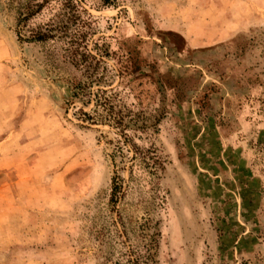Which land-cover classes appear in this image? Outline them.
<instances>
[{
	"label": "rangeland",
	"instance_id": "rangeland-1",
	"mask_svg": "<svg viewBox=\"0 0 264 264\" xmlns=\"http://www.w3.org/2000/svg\"><path fill=\"white\" fill-rule=\"evenodd\" d=\"M114 4L80 17L124 129L77 118L93 105L59 41L17 39L66 23L58 2L17 27L0 0V264H114L147 242L151 264H264V0Z\"/></svg>",
	"mask_w": 264,
	"mask_h": 264
},
{
	"label": "trees",
	"instance_id": "trees-1",
	"mask_svg": "<svg viewBox=\"0 0 264 264\" xmlns=\"http://www.w3.org/2000/svg\"><path fill=\"white\" fill-rule=\"evenodd\" d=\"M15 1L16 12V25L25 26L27 20L34 14L39 12L45 4L50 2H58L61 8L64 10L63 14L68 21L63 22L62 19H56V21H47L45 23H38L35 28L28 30V36H22L16 31V37L18 40L25 42H36L44 44L48 41H59L62 45V57L67 60L71 65L80 71V75L84 78L76 82H70V89L73 90V98L82 101V103H92V108L89 111H84L78 108L77 118L81 122L89 124L93 123H109L112 126L125 128L128 122L133 123V117L130 116L131 112L128 110L126 114H122L120 110H114V105L111 101V96L108 95V90L102 88H96L91 90L92 84L102 80V71L99 70V66L104 63L100 58H96L95 54H92L87 48V30L84 28L86 21L80 16V12L84 13V9L80 5L81 0H13ZM103 4L115 5V0H102ZM70 30L67 31L65 29ZM171 33V32H168ZM102 69H105L102 66ZM110 91V90H109ZM84 100V101H83ZM127 117V118H125ZM127 119L126 122L124 120ZM129 147L133 153L132 159L137 158L139 164H142L147 169L148 174H154L156 170V164L159 162V158L155 155L150 165V145L147 147H140L134 142H129ZM160 164V162H159ZM131 168V166H130ZM152 168V169H150ZM123 179L114 174L111 178V186L109 193V202L114 204L119 196L123 195L122 191ZM150 220L144 217L143 228L139 234L140 237H146L147 232H143L144 229H150ZM123 226V225H122ZM125 233V230H123ZM140 244V243H139ZM148 245V246H147ZM122 261L116 260L114 264H151L152 254L150 253V243H142L140 248L132 250L130 256H126ZM129 255V254H128ZM238 264H248L247 262H240Z\"/></svg>",
	"mask_w": 264,
	"mask_h": 264
}]
</instances>
